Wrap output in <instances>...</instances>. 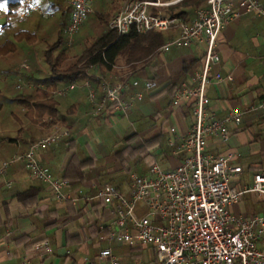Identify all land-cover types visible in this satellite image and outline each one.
I'll return each instance as SVG.
<instances>
[{"label":"crops","instance_id":"crops-1","mask_svg":"<svg viewBox=\"0 0 264 264\" xmlns=\"http://www.w3.org/2000/svg\"><path fill=\"white\" fill-rule=\"evenodd\" d=\"M98 1L95 0L93 7ZM259 1L264 4V0ZM64 6L70 10L66 1ZM108 7L114 9V5L109 4ZM95 12L101 11L97 9ZM2 18L6 16L0 14V20ZM194 18L195 12L188 23ZM163 33L170 37L167 42L181 35L179 28ZM263 35L264 18L250 15L232 22L220 34L218 53L221 61L213 67V73L231 77L232 81L214 85L208 91L209 109L218 118H224L232 110H250L262 100ZM155 54L137 69L136 76L141 86L126 93L123 98L128 100L135 91L143 90L145 80H152L153 77H156L157 87L145 93L144 99L135 104L128 116L115 112L109 105L99 116L89 115L92 106L88 92L82 86L84 81L90 80L99 100L103 98V91L95 79L101 74L96 66L87 70V79L76 81L78 87L67 96L49 98L57 103L64 118L61 122L69 135L59 144L41 150L37 159L50 170L54 179L66 182L61 190L65 199L61 201L55 198L48 184L30 174L24 162L11 163L48 133L45 125L43 128L40 126V120L49 115L37 118L35 102L32 101V117L28 113V105L12 97L7 74L0 75V168L3 163H9L5 174L0 176V264H22L25 260L31 264H90L101 250L110 245L103 228L113 219L112 208L96 198L99 188L111 185L129 198L133 174L145 176L155 163L166 169L176 168L184 160L185 155H176V147L169 144L170 129L175 127L180 132L186 131L192 122L193 112L188 104L172 109V101L175 91L184 82H191L192 73L200 68L204 47L197 44L190 49L173 48L164 55ZM187 65L191 68L183 73ZM128 72V67L119 66L107 75L117 77L114 79L117 81ZM27 83L33 85L32 82ZM169 84L172 85L165 93L156 95ZM153 122L156 124L150 126ZM230 132L227 143L210 138L207 152L214 156L231 157L230 165L242 168L240 186L250 185L253 176L264 170V115L260 112L248 113L242 124L230 126ZM132 133L139 135L133 145L135 148L157 136H162V141L147 149V159L127 157L126 163H123L116 154L125 147L124 138ZM102 154L109 159L108 163H102ZM92 159L94 161L79 173V162ZM30 189L38 191L37 199L21 202L18 195ZM232 211L247 217L264 216V202L257 200L253 194H247L241 197ZM87 215L92 218L88 219ZM112 248L122 264H133L139 259L149 262L153 258L149 247L132 248L113 242Z\"/></svg>","mask_w":264,"mask_h":264},{"label":"built area","instance_id":"built-area-1","mask_svg":"<svg viewBox=\"0 0 264 264\" xmlns=\"http://www.w3.org/2000/svg\"><path fill=\"white\" fill-rule=\"evenodd\" d=\"M19 22L33 14L44 11L35 0H20ZM71 11L70 22L64 28L67 46L72 47L75 37L93 12L95 0H65ZM182 0H124L120 11L110 20L109 29L119 36L134 29L139 34L168 32L176 28L180 37L165 43L156 56L164 55L173 48L204 47L200 68L192 73L191 82H184L174 93L172 109L192 104V122L189 128L180 132L170 129L169 144L176 147L175 154H184L179 166L166 169L159 163L153 164L145 176H131V195L125 197L111 185L99 188L96 198L112 208V221L104 228L109 246L99 252L90 264H122L112 248L119 242L132 248L149 247L153 253L151 261L136 260L133 264H264V216L247 217L232 211L241 197L253 194L264 202V170L253 176L250 185L240 186L241 167L231 166V157L214 156L207 152L208 141L214 137L223 143L229 141L231 125H240L244 116L251 112L264 115V94L262 100L247 111L232 110L224 118H218L210 111L209 89L214 85L232 81L220 73H213V67L220 63L218 39L232 22L244 15L264 18V4L259 0H208L207 6L195 11L191 23L184 22L170 13L155 10L168 8ZM264 43V35L262 36ZM21 67L28 70V60ZM95 66H91L94 68ZM89 70V69H87ZM138 70L129 71L119 80L117 77L96 75L95 79L103 91L100 101L90 80L82 84L88 92L92 106L89 113L99 116L107 105L128 116L145 93L157 87L156 81L145 80L144 88L135 91L128 100L123 96L141 86ZM33 88L23 79L18 89ZM78 87L76 82L50 91L51 98L67 96ZM48 133L31 145L28 152L12 160L24 162L30 174L48 184L58 200H64L62 188L65 181L56 180L50 170L39 163L38 153L59 144L69 135L61 121L51 116L40 120ZM9 163L0 168L5 174ZM144 211L142 214L139 212ZM47 246V244H45ZM47 250H50L47 246ZM22 264H31L25 260ZM48 264V263H38Z\"/></svg>","mask_w":264,"mask_h":264},{"label":"trees","instance_id":"trees-1","mask_svg":"<svg viewBox=\"0 0 264 264\" xmlns=\"http://www.w3.org/2000/svg\"><path fill=\"white\" fill-rule=\"evenodd\" d=\"M35 1L44 13L50 16L49 18L56 28L54 40L46 42L42 55L47 70L45 74L36 72L35 74H26V81L32 82L35 86L34 89H18L17 85L14 84L11 85L9 91L15 100L20 103H27L29 107L28 113L32 117L34 111L30 107V103L34 101V110L39 119L45 115L51 116L55 121H62L64 119L59 112L55 100L49 99L51 98L50 91L52 89L55 90L62 85L87 79V69L91 66L98 67L99 72L105 74L107 77L110 76L107 73L119 66L128 67L129 71L137 70L170 38L163 32L139 34L134 29L124 36H119L117 32L109 29L110 21L108 22L107 18L109 13L95 12L98 22L96 23L95 34L88 40L91 45L87 46L84 43L82 52L80 54H73L63 39V31L68 24L65 19L67 14L64 6L65 1L58 6H56V2L53 0ZM207 2L208 0H182L178 4L168 7L166 12L184 22H188L196 10L207 6ZM111 5H113V2ZM0 14L5 15L8 19V22L4 26H0L1 61L5 57L15 56L17 50H20L23 44L26 47L34 44L37 40V34L31 33L28 30H16L15 25L19 22L21 14L20 0H0ZM22 50H20V53ZM15 68L11 65L7 69L2 70L0 75L5 76V74L11 73ZM190 68L191 65H187L183 69V73H187ZM152 80L155 81L156 77H153ZM171 85L169 84L156 95L165 93ZM109 106L110 108L113 107L112 105ZM189 108L192 110V104L189 105ZM138 139L139 135L137 133H132L124 138L125 147L116 154L121 162L126 163L127 157L135 158L136 156H140L142 159H147V149L159 144L162 141V136H157L149 140L145 145L135 148L133 145ZM93 161L92 159L79 162V173L82 169L89 166V162ZM127 171L131 173V170ZM37 197L38 191L36 189H30L18 195V199L23 203L33 202Z\"/></svg>","mask_w":264,"mask_h":264},{"label":"rangeland","instance_id":"rangeland-1","mask_svg":"<svg viewBox=\"0 0 264 264\" xmlns=\"http://www.w3.org/2000/svg\"><path fill=\"white\" fill-rule=\"evenodd\" d=\"M56 2V4H63L64 0H53ZM123 0H103L100 3V0L96 2V4L93 7L92 14L88 17L87 22L84 24V26L81 28L78 35L75 37V43L72 47H68L73 54H80L83 50V44L85 43L87 46L91 45V43L88 41L96 32V23L98 22L97 17H95V11L98 9V11H101V13H109L107 16L108 22L111 18L114 17L115 12L119 9L121 3ZM113 2L114 9L109 8L108 5ZM106 5V6H105ZM167 8L157 9L155 11L157 12H166ZM66 22L69 24L70 22V15L71 11H66ZM169 13V12H166ZM31 17V18H30ZM28 19L22 22H18L15 27L16 30H28L31 33L37 34V40L34 44L27 46L22 45L21 49H23L20 53V50H17V54L15 56H9L5 57L0 61V73L2 70L7 69L11 65L15 69L12 70L11 73H8V79L11 85H18L19 80L23 79L26 83V74L28 73H43L47 70V67L43 61V52L46 47V42H52L55 38L56 28L51 22L50 16L44 13L43 15L35 14L34 16H30ZM60 17V15H58ZM67 24V25H68ZM63 39L67 45V39L65 36H63ZM19 53V54H18ZM28 60L29 69H23L21 67L22 62L24 60ZM120 73H124V71H121ZM109 77V76H108ZM0 88H2L0 83ZM35 88V87H34ZM27 89V87L25 88ZM25 103V102H24ZM27 104V103H26ZM159 122H157L158 124ZM156 124L153 122L150 124V126H154ZM121 145V144H120ZM118 146V145H117ZM116 146V147H117ZM120 147V146H119ZM119 149V148H118ZM102 163L106 164L108 163L109 159H106L105 156L102 154ZM4 164V163H3ZM2 164V165H3ZM113 184V183H112ZM240 185V184H239ZM56 198V196H55ZM142 211V210H141ZM144 211L139 212V209L137 210L138 214H142ZM88 219H91L92 216L87 215Z\"/></svg>","mask_w":264,"mask_h":264},{"label":"water","instance_id":"water-1","mask_svg":"<svg viewBox=\"0 0 264 264\" xmlns=\"http://www.w3.org/2000/svg\"><path fill=\"white\" fill-rule=\"evenodd\" d=\"M6 22H7V18H2L0 20V26H4L6 24Z\"/></svg>","mask_w":264,"mask_h":264}]
</instances>
